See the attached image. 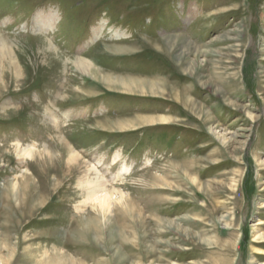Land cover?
<instances>
[{
  "label": "rangeland",
  "instance_id": "374dc122",
  "mask_svg": "<svg viewBox=\"0 0 264 264\" xmlns=\"http://www.w3.org/2000/svg\"><path fill=\"white\" fill-rule=\"evenodd\" d=\"M0 37V264H264V0H0Z\"/></svg>",
  "mask_w": 264,
  "mask_h": 264
},
{
  "label": "bare ground",
  "instance_id": "6f19581e",
  "mask_svg": "<svg viewBox=\"0 0 264 264\" xmlns=\"http://www.w3.org/2000/svg\"><path fill=\"white\" fill-rule=\"evenodd\" d=\"M57 21H58V15L54 12L50 11L49 14H46V15H41V13L38 12L34 16V23L35 25H37V27L34 28V30L35 32H44V33L52 32L55 27V23ZM105 26H106L105 20H101L99 22V25L92 29L93 38L96 39L99 36H101ZM123 34L124 33H119L118 31H115L113 34V37L115 38L121 37ZM49 49H53L51 45H49ZM3 62L4 63L6 62L8 69H12L14 70L15 73H18V65L16 64L14 53L11 50V48H9L6 41L0 37V65ZM74 64H75V67L78 70H80L82 73H86L87 75H89V74H92L93 72V65L89 60H86L84 58H78L77 61L74 62ZM60 142H61L60 145L62 147V150L65 152V159H66L67 166L70 167V165H75V164L78 165L79 163H78V156L76 154V151L73 148H71V146L67 144V142L63 140H60ZM45 152H49V151L45 150ZM30 154H31L30 148H25L22 150L20 149L18 152L19 156L20 155L27 156ZM50 156H51L50 159L54 160L55 157H52V155ZM81 184L83 188L85 187L86 198L88 200L95 202L96 208L103 215L106 214L110 210V207H111L112 193L106 192L107 190L106 191L104 190L105 188L102 186V183L98 181L96 182L94 180H83L81 181Z\"/></svg>",
  "mask_w": 264,
  "mask_h": 264
}]
</instances>
